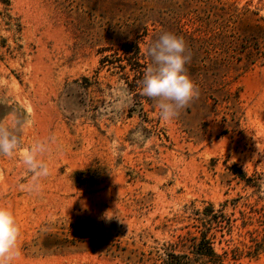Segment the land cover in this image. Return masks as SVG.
Segmentation results:
<instances>
[{
	"label": "rangeland",
	"instance_id": "1",
	"mask_svg": "<svg viewBox=\"0 0 264 264\" xmlns=\"http://www.w3.org/2000/svg\"><path fill=\"white\" fill-rule=\"evenodd\" d=\"M248 9L264 19V0H11L9 25L0 3V129L19 140L0 154V207L19 226L9 264H157L202 232L224 264H264ZM165 32L183 38L197 92L169 121L141 94ZM37 143L39 178L23 163Z\"/></svg>",
	"mask_w": 264,
	"mask_h": 264
},
{
	"label": "clouds",
	"instance_id": "2",
	"mask_svg": "<svg viewBox=\"0 0 264 264\" xmlns=\"http://www.w3.org/2000/svg\"><path fill=\"white\" fill-rule=\"evenodd\" d=\"M185 52L183 38L167 32L147 49L152 63L145 69L141 94L154 100L164 121L173 119L178 110L197 95L196 86L185 68L191 57ZM18 145L15 134L0 129V154L11 156ZM44 150V145L37 143L23 153V163L35 178L49 174L46 164L37 158V154ZM18 237L19 226L14 215L8 208L0 207V264H9L19 255L16 249Z\"/></svg>",
	"mask_w": 264,
	"mask_h": 264
},
{
	"label": "trees",
	"instance_id": "3",
	"mask_svg": "<svg viewBox=\"0 0 264 264\" xmlns=\"http://www.w3.org/2000/svg\"><path fill=\"white\" fill-rule=\"evenodd\" d=\"M5 10V18L8 20V24H11V17L9 15L11 0H0ZM247 12H250L248 9ZM253 21L248 31V47L250 46L252 51L246 54L245 57V71L253 69L258 63L264 62V19L258 17L257 14H253ZM192 69L197 67L191 66ZM236 175L242 181H246V177L242 175ZM212 218L217 220V214L211 212ZM207 216V214H204ZM215 224H218L217 221ZM207 228V227H206ZM264 242V241H263ZM181 248L187 250V252H175L169 251L165 257L157 264H224V257L219 255L214 247L212 239L208 237L207 232H202L200 236L183 237L181 242Z\"/></svg>",
	"mask_w": 264,
	"mask_h": 264
}]
</instances>
